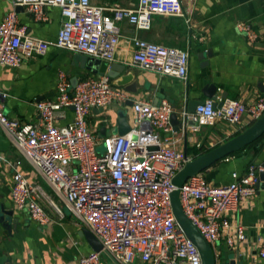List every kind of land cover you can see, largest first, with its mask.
<instances>
[{
	"label": "built area",
	"instance_id": "2783aa9c",
	"mask_svg": "<svg viewBox=\"0 0 264 264\" xmlns=\"http://www.w3.org/2000/svg\"><path fill=\"white\" fill-rule=\"evenodd\" d=\"M12 1L25 6L37 21L46 19L44 8L49 6L58 7L62 19L56 39L48 41L30 36L13 10L5 13L0 21V66L7 67H17L25 58L44 54L49 46L110 64L121 36L118 21L126 20L137 29L147 30L155 15H185L181 0H138L134 8L95 5L91 0ZM186 21L189 25L188 18ZM236 28L248 40L255 39L248 22L239 21ZM132 43L131 61L136 67L187 79L188 52L137 37ZM126 99V92L114 88L106 74L72 84L60 71L54 97L36 103L39 121L22 123L4 113L0 95V127L101 245L99 251L80 256L76 264H103L101 252L116 264H131L136 257L147 264H202L197 247L175 220L171 194L176 190L184 215L209 245L221 238L230 248L244 242V228L233 225L228 216L256 192L258 174L264 167L249 164L242 174L233 172V180L222 185L208 183L200 172L177 186L172 179L191 158L174 147L170 134L174 109L167 100L158 104L133 101L138 129L101 139L89 130L86 116L92 108ZM69 107L73 109L72 121L56 125L61 109ZM243 114L252 122L264 114V89L249 103L224 99L216 107L213 100L206 99L194 112L182 114L181 127L196 126L208 118L238 125ZM187 119L191 125L186 124ZM98 141L103 153L96 150ZM0 159H4L2 155ZM42 199L48 200L42 187L14 170V209L25 211L40 225L47 224L50 218ZM258 256L264 257V239L258 242Z\"/></svg>",
	"mask_w": 264,
	"mask_h": 264
},
{
	"label": "crops",
	"instance_id": "0c3cea01",
	"mask_svg": "<svg viewBox=\"0 0 264 264\" xmlns=\"http://www.w3.org/2000/svg\"><path fill=\"white\" fill-rule=\"evenodd\" d=\"M137 1L91 0L95 5L127 8H134ZM181 2L184 16L155 15L147 30L137 29L126 20L117 22L121 36L114 60L110 64L102 60L97 70L106 74L111 64L124 66L120 75L125 72L132 74L135 91H127L124 86L112 83L114 88L126 92L127 99L113 101L104 108H92L87 114L89 130L100 139L118 135L117 122L122 115L130 125V130L139 128L132 109L135 100L158 104L165 99L172 105L179 121L170 120L174 147L191 159L226 142L253 123L246 114L242 115L238 125L208 118L197 122L196 126L182 128L180 121L191 101L210 99L206 94L213 87L216 89V105L224 99L249 103L263 92L264 0ZM12 10L19 22L26 26L30 36L48 41L56 39L62 19L58 7H45L46 19L37 21L25 6L14 5L12 0H0V21L5 13ZM186 18L189 19V25ZM239 21L249 23L256 34L254 40H248L237 30ZM133 37L188 52L187 79L184 81L133 65ZM202 53L208 55L202 57ZM83 55L49 46L44 54L25 58L17 67L0 66V95L4 113L22 123H35L39 121L36 103L54 97L60 71L72 84L87 77L101 76L83 65ZM72 119L73 109L63 108L55 124L64 126ZM144 128L148 130L146 126ZM0 135H5L10 141L7 149L0 150L4 158L0 159V256L7 258L6 264H76L80 256L94 251L90 231L73 216L64 200L19 153L1 127ZM160 136L163 138L162 132ZM17 161L19 164H16ZM249 164H264V134L255 143L224 157L202 173L208 183L222 185L233 180V172L242 174ZM16 169L29 181L40 185L48 200L52 201H40L50 218L49 223L40 225L31 220L25 211L14 209L11 188ZM7 211L12 213L6 214ZM228 218L233 225L244 228L246 240L234 248L228 247L224 238L213 244L211 247L218 263L235 258L238 264H264V257L258 256V242L264 239V181L259 180L256 192L241 202ZM100 258L103 264H116L103 252ZM131 264L147 263L136 257Z\"/></svg>",
	"mask_w": 264,
	"mask_h": 264
},
{
	"label": "water",
	"instance_id": "95a60500",
	"mask_svg": "<svg viewBox=\"0 0 264 264\" xmlns=\"http://www.w3.org/2000/svg\"><path fill=\"white\" fill-rule=\"evenodd\" d=\"M208 53H202L201 56L205 57ZM83 65H87L92 69L93 72H97L99 75H103L104 72H99L97 69L101 64V59H95L87 55L82 56ZM124 70V66H119L117 64L109 65L106 75L113 79V84L116 86H124L127 91L134 92L135 85L132 83V74L125 72L121 74V71ZM264 87V86H263ZM207 98L213 100L214 106H221V102L217 105L215 103L216 89L212 88V91H209L206 94ZM201 103L200 100L191 101L189 107L187 108V113H192L195 111L197 105ZM177 120L175 113L171 114V120ZM181 122V121H180ZM177 123L179 121L177 120ZM147 124V123H146ZM187 125H191V120H186ZM130 130V125L128 124L124 116H120V119L117 122V133L122 135ZM264 133V114L254 121L248 128H246L241 133L235 135L226 142L210 149L209 151L198 155L197 157L186 162L183 167L174 175L172 181L175 185L181 186L185 180L193 176L194 174L200 173L210 167L212 164L223 159L224 157L246 147L247 145L256 141ZM10 141L5 137V135H0V150H5L9 147ZM264 167V164L261 165ZM259 180L264 181V171L259 172L258 174V183ZM257 183V185H258ZM171 206L175 220L177 221L180 228L186 234V236L195 244L197 247L202 264H238L235 258H228L222 262L217 261L213 248L209 243L203 238L199 230L191 223V221L184 215L179 201L178 191H174L171 194ZM12 211H7L6 214H11ZM9 223L6 224L8 227ZM91 242L95 251L101 249V245L96 239V237L89 232ZM7 258L4 255L0 256V264H6Z\"/></svg>",
	"mask_w": 264,
	"mask_h": 264
},
{
	"label": "rangeland",
	"instance_id": "374dc122",
	"mask_svg": "<svg viewBox=\"0 0 264 264\" xmlns=\"http://www.w3.org/2000/svg\"><path fill=\"white\" fill-rule=\"evenodd\" d=\"M96 150H97L98 153H103L104 152V147H103L102 143H99L96 146Z\"/></svg>",
	"mask_w": 264,
	"mask_h": 264
},
{
	"label": "trees",
	"instance_id": "16d2710c",
	"mask_svg": "<svg viewBox=\"0 0 264 264\" xmlns=\"http://www.w3.org/2000/svg\"><path fill=\"white\" fill-rule=\"evenodd\" d=\"M263 134H264V133H263ZM258 139H259V138H258ZM256 141H257V140H256ZM256 141H254L253 143H255ZM253 143H251V144H253ZM251 144H249V145H247V146H250ZM247 146H246V147H247Z\"/></svg>",
	"mask_w": 264,
	"mask_h": 264
}]
</instances>
